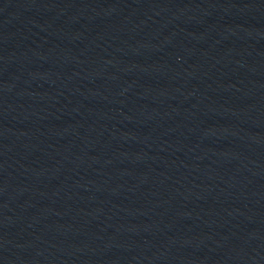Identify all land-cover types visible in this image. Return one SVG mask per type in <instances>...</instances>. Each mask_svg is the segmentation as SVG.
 <instances>
[{"label":"water","instance_id":"obj_1","mask_svg":"<svg viewBox=\"0 0 264 264\" xmlns=\"http://www.w3.org/2000/svg\"><path fill=\"white\" fill-rule=\"evenodd\" d=\"M0 264H264V0H0Z\"/></svg>","mask_w":264,"mask_h":264}]
</instances>
